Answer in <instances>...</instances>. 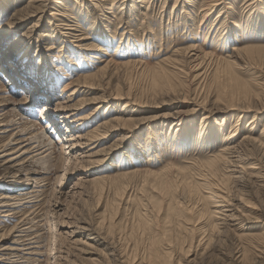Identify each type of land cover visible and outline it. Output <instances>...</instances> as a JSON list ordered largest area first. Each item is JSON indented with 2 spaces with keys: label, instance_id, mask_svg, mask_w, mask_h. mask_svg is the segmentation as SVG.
Wrapping results in <instances>:
<instances>
[{
  "label": "rangeland",
  "instance_id": "1",
  "mask_svg": "<svg viewBox=\"0 0 264 264\" xmlns=\"http://www.w3.org/2000/svg\"><path fill=\"white\" fill-rule=\"evenodd\" d=\"M45 1L0 0V264H264V0Z\"/></svg>",
  "mask_w": 264,
  "mask_h": 264
},
{
  "label": "bare ground",
  "instance_id": "2",
  "mask_svg": "<svg viewBox=\"0 0 264 264\" xmlns=\"http://www.w3.org/2000/svg\"><path fill=\"white\" fill-rule=\"evenodd\" d=\"M92 1V0H91ZM98 1H100V0H98ZM97 1V2H98ZM218 1H220V0H207L206 1V4H205V6H204V8H209V7H211V6H213V5H215L216 3H218ZM47 2L45 1V0H33V3H32V5L31 6H35V7H42L43 5H45ZM35 4V5H34ZM92 4V3H91ZM94 5V4H93ZM30 7V6H29ZM204 15H205V13L204 12H202V14H201V19H203V17H204ZM182 22H184V24H187L188 23V18H184V19H182ZM62 23H63V21H62ZM94 23V22H93ZM183 27H184V25H183ZM104 31V30H103ZM99 33H102L103 34V32H102V30H100V32ZM79 38H81V36L79 37ZM234 48V47H233ZM180 48H177L176 50H175V52L173 53V54H171V55H166V56H164V57H162L161 59H159V60H156L155 61V63L153 64V65H151V67H153V69H159V71L158 72H160L161 74H163V75H165V74H168V73H166V72H169L170 70H171V68H176V64H178L179 62H183V61H186V59H188V57H189V59H193L194 57H200V58H202V60L203 59H208V63L210 62L209 60H211L212 58H214V56H213V54L211 53V52H209V51H206V50H201V49H199L195 44L194 45H191V46H188V49H186L185 51H182L181 52V49L179 50ZM192 49H194V50H196L197 52H190V54H188V56H187V58L185 59V54L186 53H188L189 51H191ZM183 50V49H182ZM240 51V52H242V53H244L245 54V56H247V58H254L255 59V57H256V55L257 56H262V55H264V44L262 43V44H247V45H243V46H241V47H235L234 48V51ZM9 56H11V55H7L6 53H4V56H2L1 58H0V67L2 66V68L6 65V66H8V65H10L11 67H12V71H13V73L14 74H18L19 75V72L20 73H22L24 70H25V68L27 67L28 68V66L26 65V62H23V61H21V66L20 67H18V64H17V66L16 65H14L13 63H12V61H11V59L12 58H10ZM193 56V57H192ZM231 57V55L230 54H228V55H226L225 57H223V58H216V59H218V60H222V61H224L225 63H227V64H229V65H232V63H234V59H231L230 58ZM26 59H27V57H25V55L24 56H22V58H21V60H25L26 61ZM195 59V58H194ZM102 60H105V59H102ZM201 60V61H202ZM214 60V59H213ZM218 60H216V62L218 61ZM135 62V61H133V60H124V61H122V62H120V63H118V62H112V61H110V60H107V61H105L104 62V64H101L99 67H98V69H97V71H95L94 73L92 72V73H88V74H86V73H84L83 75H82V77L80 78V79H78L77 81H75V84L73 85V88H72V90H71V92L72 91H74V89L77 91V90H79V88H80V85H83L84 83L83 82H88V83H94L93 82V79L94 78H96V76H98V75H100L101 73H103L104 71H105V69L107 68V67H110L111 65L113 66V67H115V66H119V65H122V64H126V63H128V62ZM219 62V61H218ZM221 62V61H220ZM137 63V62H136ZM199 63V62H198ZM213 63V62H212ZM5 66V67H6ZM210 66H211V63H210ZM226 66V65H225ZM9 67V66H8ZM150 67V68H151ZM203 67V66H202ZM215 67H216V65H215ZM111 68V67H110ZM206 68V67H205ZM1 69V68H0ZM4 69V68H3ZM223 69V68H222ZM202 70L204 71L205 69L204 68H202ZM214 71V70H213ZM233 72V71H232ZM26 74V73H25ZM28 76V75H27ZM104 76V75H103ZM18 77V76H17ZM25 77V76H24ZM239 81V80H238ZM82 82V83H81ZM237 83V82H236ZM238 84V83H237ZM86 85V84H85ZM91 85V84H90ZM34 88L36 89L37 88V86L35 85L34 86ZM84 101V98L82 99V98H80V97H78L76 100H75V102L74 103H72L71 102V104H69L68 103V105H66V106H63L62 107V109H66V111L68 110V111H73V109H75L77 106H79V104H82L83 103V101ZM41 112L43 113V111L41 110ZM41 113V114H42ZM67 114H69V112H66L65 113V117H66V115ZM64 115V114H63ZM87 116V114H85V113H78L76 116H73V118H72V120H74V121H77V123H79L81 120H83L85 117ZM120 116V115H119ZM118 115L117 116H112L111 118L112 119H108L107 121H103V122H101V124H100V126H98V127H91L92 129H87L86 131H84V132H82V131H75L77 134H75V136L76 137H81V138H83V139H87V140H92L93 138H98V137H101V135H103L104 133H106V131H109L111 128H113V127H116V125L118 124V120H121L120 119V117H119ZM124 119V118H123ZM122 119V120H123ZM68 123V122H67ZM68 125V124H67ZM96 125V124H95ZM82 127V126H81ZM84 128V127H83ZM82 128V129H83ZM264 128V127H263ZM75 132H73V133H75ZM253 138V137H252ZM24 139V138H23ZM251 139V138H250ZM248 140V139H247ZM254 140H256V138L254 139ZM254 140H252V141H254ZM16 141H18V140H16ZM246 141V140H245ZM244 141V142H245ZM41 142H40V140H38V143H36V144H33V145H31L32 147L33 146H35L36 148H35V150H39V151H37L36 153H38V152H42V151H44L45 150V148H41ZM240 145V144H239ZM229 148V145H225L224 146V148ZM26 149V148H25ZM32 148H28V150H31ZM234 149V147H232L231 146V148H229L228 150H225V151H222V152H220V153H218V154H216V156L215 157H213V158H221V159H223L224 161L225 160H229V161H231V159H230V157L231 156H233L232 154H234V153H232V152H234V151H232ZM239 150V149H238ZM13 151H15V150H9V151H4V152H1L2 154H4V153H10V152H13ZM23 151H26V150H23ZM242 151V150H241ZM228 154H230L229 156H228ZM18 155V154H17ZM17 155H14V156H11V157H3L4 159H3V161H6V162H9V161H12V160H16V158L18 157ZM20 155V154H19ZM235 157V156H234ZM238 158H239V155H238ZM238 158H236L235 157V160H238ZM253 161V160H252ZM237 166V165H236ZM240 166V165H239ZM247 167H255L254 166V164H249ZM241 168H243L242 166H241ZM103 175H105L106 176V174H104L103 173ZM255 175V174H254ZM35 181V180H34ZM28 191H30L28 188H23V189H20L19 190V194H26ZM219 194H221V193H219ZM223 194V193H222ZM8 194L7 193H5V192H0V201H2V203L0 204V207L1 206H5V205H7V204H5V196H7ZM18 195L17 194H15V195H13L12 197H17ZM28 196V195H27ZM221 196V195H220ZM221 201V200H220ZM264 234V233H263ZM264 236V235H263ZM2 258H0V261H2L1 260Z\"/></svg>",
  "mask_w": 264,
  "mask_h": 264
}]
</instances>
